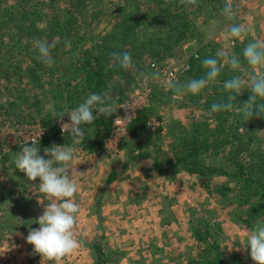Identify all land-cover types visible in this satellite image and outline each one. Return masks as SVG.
Returning <instances> with one entry per match:
<instances>
[{
  "label": "trees",
  "instance_id": "trees-1",
  "mask_svg": "<svg viewBox=\"0 0 264 264\" xmlns=\"http://www.w3.org/2000/svg\"><path fill=\"white\" fill-rule=\"evenodd\" d=\"M224 1L0 0V113H9L16 123H41L46 128V135L40 144L34 146L40 148L42 155L45 148L53 145L70 146L75 139L60 134L57 126L60 117L53 115L48 105L51 104L57 113L67 115L89 94L97 93L105 98L106 104L113 106L112 96L117 90V93L122 91L121 78L128 80L129 71L134 69L143 73L149 58L148 65L172 55L180 41L197 36L198 25L194 23L197 19L200 21L204 18L202 21H205L206 18H215L212 12L201 13L205 6ZM224 5L227 4L224 2ZM103 24L105 27L98 30ZM156 28L160 30L156 31ZM37 40L50 45L51 65L39 58L34 43ZM217 46L212 39L200 49V55H191L188 62L190 68L183 75V80L188 82L204 77L206 69L202 61L215 57L219 62L223 57L216 56ZM123 52L131 56L130 68H123L117 59V55ZM227 54L236 56L240 61L245 60L243 51L237 45ZM112 75L119 77L113 88L109 86ZM234 75L241 76L242 73L230 66L221 69L215 80L218 85L207 84L196 94L199 98L192 93L187 96L191 102L194 101L192 106L195 110L199 111V119H191L192 127L187 135L193 138L195 135L196 141L199 135L204 138V143L196 146V149L205 151L193 153L188 148L192 141L187 142L188 136L181 135L178 145L181 147V143H184L185 148L181 149V156L175 161L181 162L177 166L181 167L182 172L197 175L207 192L231 203L235 197L237 207L244 205L247 215L262 217L264 223V153L254 150L258 144L264 143V139H261L264 133H257L261 127L264 131V113L251 118L239 111L240 103L247 101L251 95L249 86L242 87L235 95L231 109L210 111L213 103L229 102L232 90H226L223 82ZM205 96L211 98L205 100ZM151 112L153 109L149 108L138 112L129 126L131 142L127 144L131 143L129 146L134 152L140 151V158H145L146 153L151 158L154 156L153 166L158 169L170 164L173 159L163 162V158H157L160 151L153 149L151 153L150 147L141 151L132 144L138 138L161 133L162 126L155 131L148 128ZM94 115L96 119L93 123L84 126L94 133L87 132L80 142L85 150L101 152L111 131L115 108L112 107L110 113H96L94 110ZM233 117L234 120L241 119L229 128L226 122ZM158 118L161 122V117ZM207 139L213 141L210 143ZM228 146L231 154L226 163L216 167L211 163L209 165L207 156L210 149H214L216 156L218 150ZM246 153L248 157H245ZM210 177H222L225 182L212 188L204 183ZM189 228L200 247H204L200 256L197 255L189 263L223 264L225 255L221 253L222 250L219 253L216 251L218 245L214 241L210 221H199L196 225L189 221ZM113 259L112 256L105 258L100 253L95 264H106ZM113 261L117 262V259Z\"/></svg>",
  "mask_w": 264,
  "mask_h": 264
},
{
  "label": "rangeland",
  "instance_id": "rangeland-1",
  "mask_svg": "<svg viewBox=\"0 0 264 264\" xmlns=\"http://www.w3.org/2000/svg\"><path fill=\"white\" fill-rule=\"evenodd\" d=\"M226 1L224 2L232 10L231 15L224 14V2L219 4L215 2L211 6L206 5L205 10L201 13L212 12L215 18H206L205 21H202L204 18L200 21L197 19V22H194L196 26L198 25L197 36L188 37L180 41L179 45L173 50L172 55L160 62L156 61L148 65L150 62L149 58L145 70L142 71L143 73L134 69L129 71L128 80L121 78L122 91L117 93V90L112 96L114 97L113 105L118 98L122 101L125 96L137 87L144 88L146 85L151 87L156 84L154 83L156 79L153 82L145 79H151L155 75V68L152 67L154 63L164 66V64H168L169 59H175L179 63L177 67L182 70L189 62L190 56L193 54L200 55V49L212 39L218 44L217 50H223L227 57H230L227 53L236 45L239 46L241 51L252 41H259L264 45V0ZM234 24H243L246 29L243 39H236V37L226 35V30ZM104 27L105 25L103 24L98 30ZM155 30L159 31L160 28ZM225 56L218 62L219 65H222L221 69H227L230 66L225 62ZM240 63L242 70H237L242 73L241 78L245 81L249 79L253 72L256 75H264V66H257L253 69L244 59ZM185 73L186 71L178 72V75L170 82L183 87L187 83V80H183ZM112 77V82H109V86L113 88L116 86L115 81L119 77L115 75H112ZM162 78L166 79V77ZM168 85L169 83L166 88H162L159 85L154 86L152 104L149 108L153 109V112H151L153 120L159 122L158 117H161V133L149 138H138L132 144L138 146V150L141 151L146 150L147 147H150L151 153L153 149L160 151V153H157L158 160L163 158V162H166L169 159H173L172 162L161 168H154V156L151 158L146 153L147 156L144 159L133 160L134 164L130 162L124 163L127 164L125 169L133 165L134 168L132 170L138 173L134 174L135 176L131 175L133 178L131 184H113V191L115 189L121 191L123 185L122 197L133 189L134 200L138 203H143L142 207L130 210L135 215L139 214L141 218L136 223H119L116 217L121 211L123 213L124 210L115 206L112 208L110 202H108L109 204L101 202L103 207L101 215L103 217L96 223L97 217L95 213L91 215L87 210H83V206H80L74 225V237L82 243L73 253L63 257L60 260V264H95L99 260L100 253H103L105 258L112 256L113 260L117 259V262L112 260V262L106 264H190L189 262L195 259L197 255L200 256L204 247H200L193 238L192 231L189 228V221H193L194 225H196L199 221L204 220H208L211 223L214 241L217 243L219 250L216 249V251L219 253L222 250L221 253L225 255L223 264H254L244 244L248 235L247 230L252 227L255 221L262 223V217L247 215L244 211V205L238 207L235 205V197L232 200L234 205H232L231 201H223L216 194L207 192L199 182L197 175L194 176L185 171L182 172L181 167L177 166L181 162L175 160H178V157L181 156V149L185 148L184 143H181V147L178 145L181 141V135H187L188 129L192 127L191 119L193 117H195L194 121L199 119V111H196L195 107L192 106L194 101L191 102L187 98L190 92L185 90L183 94H175L174 89ZM208 85L216 86L218 83L214 80L210 81ZM245 86L248 85L245 84ZM196 96L199 98V95ZM204 98L205 100L210 99L211 96H205ZM7 114L0 113V161L8 156V152L11 150L13 152L10 143L12 144L15 139L17 125L23 124L22 122L16 123L9 116L10 114ZM240 119L241 117L236 120H234V117L230 118L226 125L231 128ZM31 123L34 122L29 124ZM216 123L217 121H215V125ZM183 129H185L184 132H182ZM224 129L223 125L222 131ZM90 132L94 133L92 130L88 134ZM257 133H264L263 127ZM212 139L207 140L211 143ZM261 139H264V135L261 136ZM190 141H192L188 145L190 151L193 153L205 151V149H196V146L200 147L204 143V138H201L200 135L197 141L195 140V135L194 138L192 135L188 136L187 142ZM128 142H131V140L128 139L126 141L123 152L116 156L112 157L105 151L100 152L101 156H103L101 160L106 170L98 173L93 169V165L89 166V162H97L100 158L98 157L96 160H88L85 169L74 171L77 181L79 175H84L85 177L83 184L80 183L82 181L79 179L78 183H80L81 190L77 186V197H79L80 192L87 198L92 197L97 192L95 186H98L99 189L103 187L102 181L111 170V164H108L110 159L121 161L125 160L128 155L129 157L132 154L138 155L140 151L134 153V150L129 146L131 143L127 144ZM71 143L68 147L73 148V154L78 156L80 161H84L86 158L82 159L81 157L84 150L80 140H72ZM229 147L218 150L216 156L214 155V149H210L207 156L210 159H208L209 165L212 164L213 167H216L225 164L231 154ZM254 148L256 152L264 153V143L258 144ZM15 153L13 152L14 156ZM245 157H248L247 153ZM12 166H15V163ZM138 178H142V183ZM0 180L4 179L0 177ZM38 182V179L36 181L28 180L25 174L18 172L16 168V173L10 184L14 189L15 187L17 189L11 193L9 198L1 200L2 195L5 192L9 193L8 191L10 190L0 187V264H54L53 261L46 257L42 258L40 254L34 252L33 246L28 244L25 239L31 229L39 227L35 221L43 213L46 204L50 202L47 195L38 190L35 185ZM223 182H225V178L210 177L204 183L210 184L214 188ZM129 199L131 200V197ZM28 205L31 207L30 215L21 220L22 217L18 216H21ZM121 254L124 255L121 257ZM198 261H201V259Z\"/></svg>",
  "mask_w": 264,
  "mask_h": 264
},
{
  "label": "clouds",
  "instance_id": "clouds-1",
  "mask_svg": "<svg viewBox=\"0 0 264 264\" xmlns=\"http://www.w3.org/2000/svg\"><path fill=\"white\" fill-rule=\"evenodd\" d=\"M223 12L231 15L230 6L225 5ZM246 29L243 24L231 25L226 30V35L243 39ZM37 47L39 58L44 63H53L50 54V45L42 40L34 42ZM216 56H225L223 50H218ZM243 56L249 66L255 69L257 66H264V45L259 41L249 42L243 49ZM120 65L127 69L132 66L131 56L128 52L117 55ZM225 62L232 69H241L240 60L236 56H225ZM206 69L205 76L198 79L189 80L183 87L169 82V87L173 88L175 94H183L185 90L192 94L199 93L210 82L219 76L222 65H218L215 57H207L202 61ZM247 84L251 89V95L245 102L240 103L239 111L245 117L261 116L264 113V75H256L253 72L249 79L245 81L239 75H234L231 79L223 82L226 90H232V95L228 97V103H213L212 112L229 110L232 108L231 101L240 89ZM255 102V103H254ZM53 115H59L58 122H61V132L68 131L69 135L79 141L92 131L84 126L91 125L96 119V113H110L112 105L105 103V98L97 93L89 94L83 102L72 109L68 116V121L63 122L62 113H57L53 106ZM130 114L126 115L125 120L134 115L129 108ZM35 141L25 144L20 151L15 153V166L23 172L30 181L39 180L35 184L41 193L49 198L43 213L36 219L38 228L31 229L25 237L26 242L33 246V251L40 254L42 258H48L54 264H60V260L73 253L82 243L74 237V225L79 213V204L75 202L74 194L77 192V183L73 178L74 160L73 148L68 146L53 145L44 149V156L40 155V148L34 146ZM47 157V158H45ZM244 246L249 251L254 264H264V223L255 221L250 229Z\"/></svg>",
  "mask_w": 264,
  "mask_h": 264
},
{
  "label": "crops",
  "instance_id": "crops-1",
  "mask_svg": "<svg viewBox=\"0 0 264 264\" xmlns=\"http://www.w3.org/2000/svg\"><path fill=\"white\" fill-rule=\"evenodd\" d=\"M119 102H121V100L118 98L117 101L114 102L113 107L118 105ZM10 146H11V149H13V152L20 151V148L15 147L13 145V143L12 144L10 143ZM8 150H10V149H8ZM83 150H84V152H83V155L81 157H82V159L83 158H86V159L84 161H80V158L78 156L74 155V160L72 161V164H73L72 171H73V178L74 179H75V175H76V174H74V171H80V169L81 170L85 169L87 166L88 160H90V161L96 160V159H98V157H100L98 159V161L97 162H89V166L93 165V169L98 173L106 170V167L104 166V163L101 160V159H103V156H101L100 152H90V151L85 150V149H83ZM11 151L8 152V156H7L8 159H6L4 157L0 161V177L4 179V180H0V187H4L3 189L10 190V191H8L9 193L5 192L2 195L1 200L5 199V198H9L11 196V193L17 189L16 187L14 189V187H12V185L10 184V183H12V180H13L14 175L16 173V166H12L14 163V160H15V158H14L15 156H14L13 152H11ZM40 154H42V152H40ZM44 155H42V156H44ZM45 158H47V157H45ZM141 159H144V158L143 157L140 158L136 154H132V156L130 155V157L128 155V157H126V159H125L126 161L125 160L120 161V160H116V159H110V163H108V164H111L110 165L111 170L108 173L107 177L104 178V180L102 179L103 180L102 181L103 187H101V188H103V189H101V188L99 189L98 186H95L97 188V192L95 195H93L92 197H89V198L85 197V195L81 192L79 195L80 199H79V197H77V193L74 194V198L75 199L77 198L75 200V202L79 204V208H80V206H83V210H87V212L89 214L93 215L95 213V215L97 217V220H95V222L97 223L98 220H100L103 217V215H101V209H103L101 202L106 203V204H109L108 202H110L112 204L111 205L112 208H114V206H115L116 208H120V209L124 210L123 213L121 211L116 217V220H118L119 223L120 222L121 223H125V222L136 223L138 221V219L141 218V216L139 214L135 215V213L133 211H131L130 209H136V208L142 207L143 202L138 203L136 200H134L135 197L133 196V189H131L127 195H123V197H122L121 191H123V188H124L123 185L121 187V189H122L121 191L119 189H117V190L115 189V191H113L114 190L113 184L114 185L115 184L116 185L117 184L127 185L126 183L131 184L133 182L132 176H135L134 174H138V173H136L132 170L134 168L133 165H130V167L128 169H125L127 164H124V163L130 162L131 164H134L132 162L133 160L138 161ZM123 161H125V162H123ZM18 172H21V171L18 170ZM98 173H97V175L100 176V174H98ZM20 175H23V174H20ZM111 177H114L113 180H111ZM84 178H85L84 175H79L78 181H77V179H75L77 186L79 187L80 190H81L80 183L83 184ZM145 178H146V176H145ZM79 179L82 182L78 183ZM138 180H141V183H142V178H138ZM134 190H135V188H134ZM129 197H131V200L129 199ZM30 209H31V207H29V205H28L26 207L25 211L22 212L21 216H18V217H22L21 220H24L26 217H29ZM11 222H13V221H11Z\"/></svg>",
  "mask_w": 264,
  "mask_h": 264
},
{
  "label": "built area",
  "instance_id": "built-area-1",
  "mask_svg": "<svg viewBox=\"0 0 264 264\" xmlns=\"http://www.w3.org/2000/svg\"><path fill=\"white\" fill-rule=\"evenodd\" d=\"M168 64H164V66H159L156 63L152 65L155 68V75L151 77V79L145 78L146 80H150L153 82L156 79V84L146 85L144 88L137 87L129 93L127 96L123 98L121 102L115 107V116L112 121V127L110 134L105 142L104 151L113 156H116L123 152L124 145L126 141L129 139V126L136 119L138 112L145 108H150L152 104V94L153 88L155 85H159L162 88H166L167 84L170 81H173L175 76L178 75V72L187 71L190 67L189 64H186L185 68H178L179 63L175 59H169ZM166 77V79L162 78ZM160 83V84H158ZM131 109L134 112V115L129 119L125 120L126 115L130 114ZM68 115V114H67ZM64 115L62 118L63 122L68 121V116ZM59 120V119H58ZM57 126L59 128L60 134L67 138H73L69 135L68 131L65 130L63 133L61 132V122H58ZM162 126V122H158L153 120L150 117L148 122V128L151 131L157 130L158 127ZM16 135L15 139L12 141L15 147H23L25 144H28L32 141H35V144H40L45 135L46 128L42 126L41 123H25L21 125H17L16 127ZM15 132V131H14Z\"/></svg>",
  "mask_w": 264,
  "mask_h": 264
}]
</instances>
